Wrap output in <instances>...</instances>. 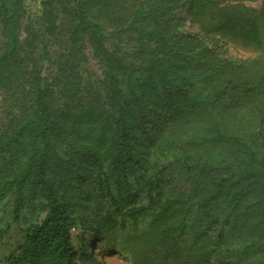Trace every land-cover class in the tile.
<instances>
[{"label": "trees", "instance_id": "obj_1", "mask_svg": "<svg viewBox=\"0 0 264 264\" xmlns=\"http://www.w3.org/2000/svg\"><path fill=\"white\" fill-rule=\"evenodd\" d=\"M28 1L0 0V204L43 217L6 264H264V0Z\"/></svg>", "mask_w": 264, "mask_h": 264}, {"label": "rangeland", "instance_id": "obj_2", "mask_svg": "<svg viewBox=\"0 0 264 264\" xmlns=\"http://www.w3.org/2000/svg\"><path fill=\"white\" fill-rule=\"evenodd\" d=\"M27 4L32 12L35 11L36 5L33 0L28 1ZM248 4L249 6L254 8L260 7L259 2ZM186 30L188 32L198 33L197 28L195 26H192L190 23H187ZM210 45L211 44L209 43V46ZM221 52L223 53V56L225 58L238 61L256 56L253 50H245L241 47H235L231 45L225 46V48H223ZM88 67L91 71V74H97L101 76L102 71L96 61L90 60ZM172 182L178 184L179 187L184 188L183 184L179 183L177 180L173 179ZM40 201L41 200L39 197H37V195L33 196L32 194H30L27 198V203H25L23 209H21L22 212L17 222H14L10 218L11 215L9 213L10 210L13 211L14 199L6 200L5 203L3 202L4 204H0V229L2 227H6V224L10 222V225L13 227V231L11 232V234L3 239L2 243L0 244V264H6L5 257L11 252V250L16 248L17 242L20 240L19 231L21 232V229H23V227H26L30 223L37 221L43 217L39 210L36 211L32 207V205L39 204ZM89 207L91 208L86 211L85 215L86 217L91 218L92 216L94 217L96 210H98L100 206L90 205ZM74 233H77V231H75ZM78 234L80 233L78 232ZM88 253L92 258L94 257V259L93 261L86 260L87 264L91 262L95 263L96 261L98 262V264H102V262L104 261L106 264H131L125 254L120 252L118 253L117 251H109V247L107 246V244H95L93 248L88 249Z\"/></svg>", "mask_w": 264, "mask_h": 264}]
</instances>
